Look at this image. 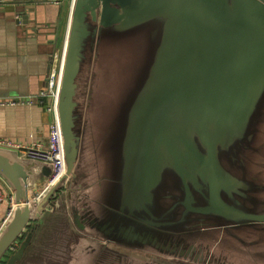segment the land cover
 <instances>
[{"label": "water", "instance_id": "water-1", "mask_svg": "<svg viewBox=\"0 0 264 264\" xmlns=\"http://www.w3.org/2000/svg\"><path fill=\"white\" fill-rule=\"evenodd\" d=\"M135 30L153 48L152 61L136 94L120 95L110 152L108 140L83 131L80 109L92 97L84 66L108 32ZM61 70L56 109L65 170L34 205L28 191L52 174L51 164L0 146V175L17 203L0 231V264L22 259L38 223L32 224L61 205L87 233L61 264L70 263L74 249L77 256L108 250L120 262L126 254L216 264L219 239L211 246L196 233L264 229V210L249 209L250 194L263 185L248 171L255 143L249 129L264 121V112L256 117L264 97V0H73ZM167 177L178 197L158 192Z\"/></svg>", "mask_w": 264, "mask_h": 264}, {"label": "crops", "instance_id": "crops-1", "mask_svg": "<svg viewBox=\"0 0 264 264\" xmlns=\"http://www.w3.org/2000/svg\"><path fill=\"white\" fill-rule=\"evenodd\" d=\"M72 2L5 0L0 4L1 137L23 144H47L53 115L46 108L47 99L39 94L46 87L48 73L62 63ZM23 15L29 16L27 24L17 22ZM15 99L20 101L9 103ZM13 149L27 158L20 149ZM2 185L7 196L14 195L7 182ZM39 186L32 188V193ZM9 206L8 200L1 204L0 224ZM35 223L32 241L15 264H61L64 258L65 263L73 243L87 235L74 227L67 205L46 211L32 226Z\"/></svg>", "mask_w": 264, "mask_h": 264}, {"label": "rangeland", "instance_id": "rangeland-1", "mask_svg": "<svg viewBox=\"0 0 264 264\" xmlns=\"http://www.w3.org/2000/svg\"><path fill=\"white\" fill-rule=\"evenodd\" d=\"M151 29H153L152 26L147 30L148 36ZM108 34L110 35L103 39L96 49L97 58L92 62L87 60L84 66V72L90 78L86 87V94H92V97L90 107L88 109L82 107L80 110L83 111L85 119L83 131L86 130L87 135L92 140H97L100 143L108 140V150L111 152L110 141L116 139L118 130L115 117L120 109V95H127L128 93L130 97L136 94L152 61L153 48L151 49V46L145 41L144 34L138 30L124 32L121 35L111 32ZM82 98V95L78 97L80 104ZM263 112L264 97L260 101L256 117L258 118ZM249 131L254 134L255 143L254 149L249 150L251 158H248V171L249 174L252 173L258 177L257 183H260V186L263 185L261 188H255L254 193L250 194L252 204L249 209L263 211L264 208L259 206H264V121L262 124L259 122L251 124ZM88 143L91 147V142ZM253 154H255L254 157ZM86 158L90 162L94 160L91 152L86 154ZM223 159L232 171L240 173V168L236 163H232L224 155ZM99 174L105 175L104 172ZM95 177H97V172L93 170L90 179ZM166 182L160 186L158 192H172L174 196L178 197L181 191L175 179L167 177ZM196 235L199 236L200 241L209 243L211 246L219 239L215 244V250L218 251V254L214 252L219 257L216 264H264V229L262 231L258 229H254V231L226 230L221 233L220 231L219 233L208 231L204 234L196 233ZM171 239L176 240L173 236ZM225 242L227 243L224 245ZM80 244L93 247L91 240H81ZM124 256L125 258L121 262L120 254L108 250L102 255L88 251L84 255L77 256L76 249H74L69 264H154L155 262L169 264L162 260L150 258L148 255L129 256L124 254Z\"/></svg>", "mask_w": 264, "mask_h": 264}, {"label": "built area", "instance_id": "built-area-1", "mask_svg": "<svg viewBox=\"0 0 264 264\" xmlns=\"http://www.w3.org/2000/svg\"><path fill=\"white\" fill-rule=\"evenodd\" d=\"M5 0H0V4L4 3ZM62 63L60 67L52 68L48 73L46 87L43 89L39 96L46 98V108L52 113V120L49 122L48 130V142L47 144L42 142H32L29 144H23L18 141L11 140L9 138L0 136V146L6 148H15L22 151V155L33 160H39L51 164L52 174L46 178L43 183L37 188L35 193L31 191V197L29 196V203L34 205L43 196V194L53 185L64 173L65 161H64V148L62 140V131L57 116V99L59 93V85L61 79ZM18 100V99H17ZM17 100H11L9 103H17ZM20 101V100H18ZM0 104H4L0 100ZM6 181L0 175V206L4 201H9V208L7 215L2 219L0 224V231L3 228L6 221L12 215L14 208L17 203L15 202L14 196H7L3 191V185ZM16 247H18L16 245ZM15 247V248H16Z\"/></svg>", "mask_w": 264, "mask_h": 264}, {"label": "bare ground", "instance_id": "bare-ground-1", "mask_svg": "<svg viewBox=\"0 0 264 264\" xmlns=\"http://www.w3.org/2000/svg\"><path fill=\"white\" fill-rule=\"evenodd\" d=\"M28 195L31 197V189H29V191H28Z\"/></svg>", "mask_w": 264, "mask_h": 264}]
</instances>
